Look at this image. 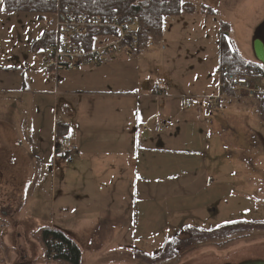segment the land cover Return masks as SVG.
Segmentation results:
<instances>
[{
	"label": "rangeland",
	"instance_id": "rangeland-1",
	"mask_svg": "<svg viewBox=\"0 0 264 264\" xmlns=\"http://www.w3.org/2000/svg\"><path fill=\"white\" fill-rule=\"evenodd\" d=\"M183 2L189 4L186 13L164 21L161 36L153 40L155 46L147 44L151 50L137 59H117L114 64L118 66L110 67L112 77L147 75L156 82L154 87L167 86V77L181 86L173 96L191 98L182 96V90H190L199 92L198 98L216 97L223 24L230 27L225 34L234 49L244 60H253L251 36L264 20V0ZM54 29L53 16L39 21L36 16L3 12L0 6V132L20 134L25 128L33 135L37 126L43 127V114L51 123L55 111L48 112L47 102H37L47 53L34 44L44 32ZM89 39L87 47H98L104 34L99 32L94 40ZM101 64L53 71L54 82L60 72ZM23 81L36 94H22ZM81 87L86 89L87 85L82 83ZM256 102L232 94L207 120L187 121L175 139L180 153L170 157L171 178L162 185L89 184L66 190L58 184L54 194L52 186L26 184L21 186L25 193L20 200L14 201L11 194L4 200L0 195V206L7 205L12 213L6 235L0 228L8 246L0 243V264H50L44 256V231H62L71 237L81 250V264H139L134 260L135 251L155 255L166 241L183 239L187 227L210 230L228 223L264 221V122L255 111ZM182 108L184 118L191 110ZM148 131H154V124ZM5 145V141L0 144V164L5 162L2 151H8ZM6 189L10 190V184ZM22 234L28 243L20 240ZM261 244L264 232L256 230L222 247L195 243L163 264L198 259L200 264H215L219 258ZM256 254L263 255L264 249Z\"/></svg>",
	"mask_w": 264,
	"mask_h": 264
},
{
	"label": "crops",
	"instance_id": "crops-1",
	"mask_svg": "<svg viewBox=\"0 0 264 264\" xmlns=\"http://www.w3.org/2000/svg\"><path fill=\"white\" fill-rule=\"evenodd\" d=\"M141 45L129 60L151 50L146 43ZM120 58L128 60L123 56L117 59ZM115 61L79 71L60 72L57 83L52 71L42 70L44 75L39 76L42 93L37 102H47L48 112L55 111L54 117L48 124L43 114V127L37 126L30 136L25 128L20 134L9 130L0 132V144L5 141L4 148L8 150L6 153L2 151L5 162L0 164V195L5 196L4 200L7 194H11L14 201L20 200L25 193L21 186L26 184L49 185L56 194L58 184L66 190L89 184L155 186L171 178L170 157L180 153L179 142L175 139L183 133L187 121L207 120L212 112L189 108L191 111L181 118L183 98L173 96L175 91H181L179 83L164 77L167 84L163 86L164 95L157 97L156 82L147 75L129 79L119 75L112 77L110 67L118 66ZM82 83L87 85L86 89L81 87ZM21 90L22 94H36L28 89L26 81H23ZM199 94L182 90V96L198 98ZM215 94L209 93L210 96ZM160 121L166 126L173 124V128L159 130ZM152 124L154 131L149 132L148 126ZM60 126H63L61 135L58 133ZM62 136L67 137L75 148L71 163L54 153L56 140ZM7 184H10L9 191ZM130 190L129 194L132 193ZM10 211L7 205L0 206L1 230L3 225L7 228L11 223ZM97 231L107 232L106 229ZM3 232L6 235V230ZM20 240L28 243L24 234ZM2 245H7L6 240Z\"/></svg>",
	"mask_w": 264,
	"mask_h": 264
},
{
	"label": "trees",
	"instance_id": "trees-1",
	"mask_svg": "<svg viewBox=\"0 0 264 264\" xmlns=\"http://www.w3.org/2000/svg\"><path fill=\"white\" fill-rule=\"evenodd\" d=\"M62 2L70 4L77 14L113 16L122 20H133L143 44L160 37L164 21L168 18L183 16L189 7V4L184 3L183 0H62ZM0 6L3 12L36 16L39 21L49 15L55 18L57 11L56 4L50 0H0ZM207 13L214 14L212 10H208ZM229 30V25H222V34L218 44L219 70L228 69L231 74L245 75L248 69H261V66L254 61L244 60L234 49L232 43L226 38L225 33ZM98 35L99 33H94L89 41L91 42ZM54 40L55 31H46L34 45L35 48L45 47ZM253 105L257 115L264 122V101H258ZM62 127L58 129L59 135L63 132ZM256 230L264 232V221L234 222L210 230L187 227L182 232L183 239L175 237L166 241L161 250L152 256L135 251L134 260L139 264H163L195 243L209 242L222 247L246 238ZM42 238L44 256L51 264H81L82 255L79 246L64 232L44 231Z\"/></svg>",
	"mask_w": 264,
	"mask_h": 264
},
{
	"label": "built area",
	"instance_id": "built-area-1",
	"mask_svg": "<svg viewBox=\"0 0 264 264\" xmlns=\"http://www.w3.org/2000/svg\"><path fill=\"white\" fill-rule=\"evenodd\" d=\"M56 4L55 40L45 48L47 57L43 63L44 70H74L79 66H88L115 60L119 56L131 58L139 49L140 36L133 20H122L113 16H87L77 14L70 4L62 0H50ZM103 32L104 40L99 46L87 47V39L94 33ZM95 38V37H94ZM154 43L150 42L151 48ZM217 83L218 95L211 98H183L185 109H204L209 112L218 110L223 100L234 94L246 100L264 101V71L248 69L245 75L231 74L228 69L219 70ZM157 97L164 95L162 84L155 86ZM173 124H158L159 130L171 129ZM75 148L67 137H62L54 147V151L62 156H69ZM71 163L72 159L68 158ZM0 232V243L2 242Z\"/></svg>",
	"mask_w": 264,
	"mask_h": 264
},
{
	"label": "water",
	"instance_id": "water-1",
	"mask_svg": "<svg viewBox=\"0 0 264 264\" xmlns=\"http://www.w3.org/2000/svg\"><path fill=\"white\" fill-rule=\"evenodd\" d=\"M251 53L253 61L260 64L264 70V20L253 30L251 36ZM264 244L244 248L232 253L226 258H219L215 264H264V254H256ZM260 253V252H259ZM200 259L192 260L183 264H200Z\"/></svg>",
	"mask_w": 264,
	"mask_h": 264
},
{
	"label": "flooded vegetation",
	"instance_id": "flooded-vegetation-1",
	"mask_svg": "<svg viewBox=\"0 0 264 264\" xmlns=\"http://www.w3.org/2000/svg\"><path fill=\"white\" fill-rule=\"evenodd\" d=\"M10 220H11V218H10ZM3 227H4V229L2 230V232L6 230V226L3 225ZM4 234H5V232H4Z\"/></svg>",
	"mask_w": 264,
	"mask_h": 264
}]
</instances>
